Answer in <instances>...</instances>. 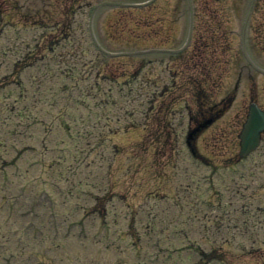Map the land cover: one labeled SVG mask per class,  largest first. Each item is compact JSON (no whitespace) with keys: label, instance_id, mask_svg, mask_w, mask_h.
Instances as JSON below:
<instances>
[{"label":"rangeland","instance_id":"374dc122","mask_svg":"<svg viewBox=\"0 0 264 264\" xmlns=\"http://www.w3.org/2000/svg\"><path fill=\"white\" fill-rule=\"evenodd\" d=\"M86 1L96 2V0H0V51H6L4 57L2 54L0 62V135L5 129H10V121L20 115L21 119L28 123L19 132L23 147L26 149L31 148L27 152L28 159L25 163L39 158L43 163L47 164L53 162L57 154L62 155L65 149L77 145H85L84 143L77 144V139H75L77 131L83 132L86 130L84 126H81L82 122L78 123L75 121L78 115L81 114L83 117L90 116L92 120H95L92 114H99L100 120L98 122L101 130H96L98 126L89 128V130L93 133L102 132V136H104L103 133L105 132V128H103L105 118L120 117V125L113 126L117 131L114 132L115 135L110 139L119 144V146H126V148L121 155L114 156L106 172L104 170L106 167L104 158L98 159L99 154L102 153L101 149L96 147L95 143H90L91 137L89 138V144L85 145L86 148L90 146L87 160H90L91 165H95L93 168L103 165V170L99 171L101 179L108 181L109 186H115V190L112 192H123L121 188L126 185V187L130 188L129 197L133 195L134 203H140L143 210H147V207L152 204L153 212L149 216L154 227H159V229L166 227L168 229L167 226L172 224L175 217L181 216L180 218H182L187 215L183 219L188 220L187 225L190 230L198 232L200 228L199 220L195 221L193 219L194 215L196 217H202L203 215L199 209L196 210L193 207L199 191L198 183L200 185L203 184L201 182L202 175H210L212 179L218 178L217 182L212 181L214 191L224 192L227 189L230 190V187H237L238 192L235 197L233 198L230 194L229 199L233 200L232 205H244L242 211L246 207L245 213L237 214L233 210L232 205H230L231 220L236 221L239 226L235 225L236 228H234L231 224L229 228L235 230L234 232L222 230L216 233L219 242L228 238L232 239V243L226 245V248L222 251L225 264H264V186L260 185L261 180H252L254 175H261L264 171V152L263 155L255 154L256 156L261 155L260 170L254 166L250 167V164H252L250 161L243 163L245 168L244 176L237 181V184H234L230 178L224 176L228 175L229 171H225L226 168L223 163L221 164V159H228L226 158L227 155L231 154L229 151L231 146L233 147L234 145V133L232 131L228 132L229 142L224 146L226 153L221 152V150H209V147H205L202 151L207 158L217 164H221L216 176L207 169L199 170L194 158L186 149L179 150V155L176 157V146L173 149H167L165 153L166 159L163 160L160 166H157L156 156L153 153L155 144L149 146L147 141L149 138L156 136L160 142L165 141L167 133L163 126L165 122L170 123L172 121V116L169 115V119L164 124L162 119L167 116L166 112L171 113L172 110L184 111L181 108L184 102L175 99L173 107L168 109L166 103L168 101L160 99L153 106L152 116L146 119L143 116H134L131 119H127L128 117H124V113L122 115L121 112L123 110H119V107L137 108L139 102L146 100L142 96H145L146 92L151 89L152 80L158 83L155 87L159 86L161 79L160 70L166 65V60H164V57L149 55L116 57L101 55L91 45L85 31L88 9L83 6L79 9V13L75 12L72 14L70 11L77 6L79 8L80 5H84ZM103 1L139 2L143 0ZM170 1L174 3L173 6L169 5ZM196 1L203 5L208 4L212 8L209 7L210 11L206 7L200 10L201 17L198 18L197 22L201 21L199 22V29L197 28V31H195V35L196 33L202 35L204 27L208 24V21L203 19L202 16L212 18L211 11L217 14L213 22L220 24L219 50L221 47V51L215 56L220 55L221 60V71L219 79H217V81L224 83L221 91L228 92L231 87L229 83L234 84L240 78L241 83L253 81L251 72L246 70H250L247 67H244L241 72L236 74L233 71L223 69L224 66L228 65L223 62L228 60V57L240 48L239 33L238 35H233L235 37L234 42H223L226 41V30H230L228 24L231 22L227 18L230 17L233 7L232 3L236 1L234 11H243L248 6L249 0ZM258 1L264 2V0ZM178 3V0H159L156 4L151 3L145 7L138 8H101L93 26L95 38L109 52L125 51L126 47L139 50L151 47L154 45V36L150 34L153 31L152 26L154 23H156L154 29L156 28L157 30L155 37L157 42L161 41L163 35L173 32V28H171L167 19L172 15V7H180ZM65 8L70 9L66 12ZM255 11L258 18H261V24L259 23L258 25L262 26V28L260 27L262 31H259V29L254 31L252 29L249 32L250 36L246 35V40L250 50L253 52L255 50L258 53L255 58L257 63L264 65V54L259 52V50L264 52V10H259V7H257ZM65 20L68 26L64 30L66 35H62L61 33L63 32L59 31L58 26L61 23H65ZM185 21H187L186 18ZM256 21L259 20L257 19ZM146 22L150 24L148 30H146ZM233 28L236 29L235 26ZM185 29H187V26H182V29L180 28L177 32L176 36L179 37L178 45L182 44L181 39L185 35ZM261 33H263V36L258 35L256 37V34ZM132 34H141L144 37L149 35V37L147 36L139 43L129 39ZM253 35L254 38L252 37ZM135 37L138 40L141 38L139 35ZM218 39L219 37L216 38V41L212 40V43L206 41V36H202L201 39H193L194 42L193 44L191 43L190 49L184 58L185 64L195 65L203 69L202 57H204V52L206 51L205 57L209 55L210 59L213 49L211 45L217 44ZM209 44L211 45L209 46ZM229 44L232 49L224 50L230 47ZM32 52L37 54V56L41 55V59L38 60L33 68L27 69L26 73L21 76V87L23 88L21 98L15 100L17 96L16 92H14L10 100L6 97V94L12 86L8 87V85H5L1 76H6L8 73L10 61L19 64V62L23 61L21 59L23 55ZM236 60L237 63L239 61L244 62L241 57L236 56ZM174 64V62H171L169 65L173 71L176 70L173 68ZM69 65H71L73 71L69 76H66V70ZM18 66L15 68L18 69ZM239 68H241L240 64L237 65V70ZM197 72L201 73L200 70H197ZM59 73L62 74L57 76ZM193 76H196V74ZM254 80L258 81L259 85L260 83L264 85L263 75L254 73ZM140 86L141 89L143 88V92L140 91L141 96H139V92L133 90L135 87L138 88ZM199 87H201V84ZM161 88L162 85L160 84L159 89ZM186 89H190V80L184 88H178L177 93L181 94ZM119 92L122 93L119 94ZM192 92L188 94L191 95ZM184 98L188 103L192 102L186 94ZM105 99H108L106 104L110 105V107L114 106V109L106 110L109 106L104 105ZM112 102L119 103L110 104ZM202 105L204 106L203 103L197 100L196 106H190L191 113L194 114L193 111L195 109L199 111ZM140 109L143 108L140 107ZM236 111H233L232 114L228 111L227 115L230 116L226 115V119L229 121L228 126L232 130V121ZM33 116L36 117L34 119L38 122H32ZM57 118H59L60 126H70L71 138H68L67 135H54V132H61L60 130L62 129L54 128L53 124L52 128H48L49 123ZM39 120H44V123L48 122V124H39ZM154 120H157V127L154 125ZM219 122L218 124H220L222 129H225L226 122L224 120L220 121V118ZM129 125L133 127L126 129V132L123 133L122 129ZM144 140L147 143L141 145V141ZM167 140L170 144L169 137H167ZM10 141L17 142L16 140ZM20 147L21 145L17 143H7L6 146H0V158L2 159L6 154L15 153ZM257 162L258 160L255 158L254 164ZM22 163L16 161V165L20 166V168L24 167ZM153 167L163 169V175L155 176ZM21 177L26 178L27 176ZM157 187L164 192V198L151 197L148 191ZM48 188V185L45 186V194L49 191ZM176 189H178V194ZM147 196H150V200L147 199ZM236 216H240L239 220L241 222L235 219ZM202 222L205 223L203 218ZM14 229H16V226L12 225L8 232L6 229L3 231L5 240H8V242L0 238V251L17 248L21 255V258L16 260L17 263L21 260L22 262L29 261V263L36 264L40 261L43 264H65V259L69 258L71 262L78 259L83 264H117L119 261H121L119 264H139L138 261L133 259L132 252L120 251V253L104 250L100 247H93L90 251L95 254V259H88L84 253L86 250L84 248L79 249L78 243L71 239L65 243L66 246L69 245L70 251L65 252L66 254L60 252L63 251L65 246L62 245L57 250L58 255H55V260H53L51 258L52 253H45V255L41 256L35 242L25 241L24 238L20 241V234L19 232L14 233ZM212 230L215 231V228H212ZM164 233L163 236L169 238L165 229ZM195 235L201 241L200 236L202 235ZM42 251L45 252V250ZM1 263H3L2 260H0ZM188 263L190 261L186 260L185 264ZM158 264L162 263L159 262Z\"/></svg>","mask_w":264,"mask_h":264},{"label":"water","instance_id":"95a60500","mask_svg":"<svg viewBox=\"0 0 264 264\" xmlns=\"http://www.w3.org/2000/svg\"><path fill=\"white\" fill-rule=\"evenodd\" d=\"M256 135H257V133L253 130H250V127H248L247 132L244 133L243 139H246L248 137L255 139Z\"/></svg>","mask_w":264,"mask_h":264},{"label":"bare ground","instance_id":"6f19581e","mask_svg":"<svg viewBox=\"0 0 264 264\" xmlns=\"http://www.w3.org/2000/svg\"><path fill=\"white\" fill-rule=\"evenodd\" d=\"M253 3V0H249V4H248V6H250V4H252ZM256 65V64H255Z\"/></svg>","mask_w":264,"mask_h":264}]
</instances>
